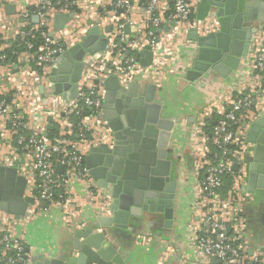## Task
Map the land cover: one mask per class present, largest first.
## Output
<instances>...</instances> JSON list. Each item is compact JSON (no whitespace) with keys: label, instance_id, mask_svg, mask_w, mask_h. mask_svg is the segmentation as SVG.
I'll return each instance as SVG.
<instances>
[{"label":"crops","instance_id":"1","mask_svg":"<svg viewBox=\"0 0 264 264\" xmlns=\"http://www.w3.org/2000/svg\"><path fill=\"white\" fill-rule=\"evenodd\" d=\"M115 1L69 0L74 8V15L64 29L54 32L52 38L67 49L78 43L91 26L95 25L102 29L111 25V31L107 34L102 32L101 35L107 37L109 45L119 43L114 28L117 23H124L123 32L126 40L142 38L145 42L148 38L146 34L148 29L156 34L158 42L153 48L150 65L140 66L142 68L130 72H122L126 52L129 51L124 41L121 45L117 44L113 47L111 51L107 50L95 55L85 54L82 77L80 76L79 79L85 88L95 84L97 92L101 95L105 90V79L112 74L118 77L120 84L129 85L135 82L142 93L145 92L147 85H155V100L161 104L163 116L173 122L167 149L168 158L172 161L171 176L176 181V188L170 223H166L167 219L163 213L142 212L138 220H128L126 228H117L107 234L106 240L120 254L125 264H204L190 242L192 224L196 219L192 209L194 187L203 173V170L196 168L194 163V151L197 145L194 134L195 123L203 119L207 126L208 121H215L216 114L212 112L208 102L220 88L239 82L242 73L248 71V63L255 51L259 46L264 47V7L252 9L242 21V25L255 26L257 30L252 34L248 54L239 68L226 77L209 70L192 81L185 75L186 68L191 66L195 46V43L188 39V32L193 28L198 34L212 30V27L217 25L212 14L209 13L204 19H198L197 8L196 10L193 8L188 25L181 23L172 26V23L167 21L172 12V0H159L151 12L145 7L149 0H131L132 8L128 15L123 10H114ZM37 5L38 0H0V54L5 55V60L0 59V97L13 108L19 109L28 121L30 130L42 134L48 143L59 133H68L71 138L78 140L84 157L94 138L91 139L89 131L85 130L90 141H82L78 134L79 123L93 125L96 142L101 140L99 136L105 131L106 124L85 111L81 116L70 113L65 120H62L61 111L56 112V115H61V119L46 113L44 109L49 105L42 99L46 93L45 82H52L53 88L55 83L50 80V71L37 65V52L33 53L27 49L14 51V44L17 41L15 30L28 26V22L33 26L37 24L38 21L35 22L33 18ZM24 10L28 11V19L21 15ZM127 17L129 21H126ZM154 18L159 20L158 24L154 25L152 20ZM125 24L129 25L128 32H125ZM185 25H190V28H186ZM85 58H90L93 62L90 68L85 65ZM9 59L12 61L11 64L7 63ZM54 67H57V64ZM66 67L67 65L64 68ZM254 80L255 85H258L259 79L254 77ZM113 83L116 81L113 80ZM62 84H69V81H63ZM62 92L67 97L68 88L63 89ZM257 92L258 100L253 103V111H256V114L264 111V86L263 89L257 88ZM35 99L40 100V103H33ZM50 105L59 108L58 102L53 101ZM256 114L252 112L250 120ZM49 117L50 121H48ZM50 125L52 129L48 130ZM7 126L3 133L4 137H8ZM241 127L239 130L244 134L246 126H243V122ZM1 142L0 139V144ZM3 149L6 150L7 147L4 146ZM209 154L210 152L207 155ZM57 171L61 172L62 167L58 166ZM36 186V174L33 173L28 176L25 194L35 195L36 191L33 188ZM95 189L94 196H85V186L75 183L74 192L78 197L74 203L73 214L68 216L60 207L49 204L47 209L38 207L36 212H31L20 219L16 231L21 234L31 259L37 255L60 258L70 253L74 233L88 225L96 224L97 216L108 215L103 210L106 204L103 200V191L98 187ZM226 190H221L222 194ZM247 197L248 193H245L241 210L246 224L244 241L251 252L264 251V203ZM93 232L98 230L94 229Z\"/></svg>","mask_w":264,"mask_h":264},{"label":"built area","instance_id":"2","mask_svg":"<svg viewBox=\"0 0 264 264\" xmlns=\"http://www.w3.org/2000/svg\"><path fill=\"white\" fill-rule=\"evenodd\" d=\"M172 1V12L167 18L172 26L181 23L188 25L193 8L196 10L201 2V0ZM158 2L159 0H149L145 6L147 11L154 10ZM113 8L114 10L122 9L128 15L132 2L116 0ZM73 9L69 0H38L35 12L38 18L37 24L33 26L28 22V26L15 30L17 39L24 42L28 51H32V43L25 38L39 27L46 28L40 32L43 42L38 47L36 58L37 65H41L48 71L55 66L56 57L66 50V47L62 45L52 46L55 40L48 35L52 29V18L56 13L70 12ZM21 15L28 19L27 10H24ZM152 20L154 25L159 22L156 18ZM126 21H129V17ZM185 27L190 28V25ZM114 28L119 43L109 45L107 42L103 51H111L117 44L121 45L125 41L124 45L129 50V54L125 58L121 71L130 72L142 68L138 63V53L146 44H150L152 49L156 46L158 42L155 41L158 40L156 34L148 29L146 32L148 38L145 42L142 38L126 40L123 32L124 23H117ZM0 59L5 60V55L0 54ZM84 63L89 68L93 64L90 58H85ZM248 65L249 72L242 73L239 82L220 88L208 102L212 112L218 115L210 132L205 130L203 119L195 123L194 134L197 145L194 151V163L196 168L203 170V173L194 187L192 209L196 219L192 224L190 242L196 255L204 264H264V251L252 250L250 253L249 246L244 241L246 224L241 210L245 192L241 190V187L245 184L244 157L248 145L244 139L246 132L243 134L239 130L242 128V122L248 123L252 120H250L252 112L256 114V111H253V103L259 97L257 88L263 89L264 86V47L259 46ZM254 77L259 79L258 85H255ZM96 87L93 84L85 88L79 79L76 95L70 98L68 93L67 97L55 94L53 83L45 82L46 93L42 99L49 106L44 111L60 119L61 115H56V112L61 111L64 117L62 120H65L70 113L81 116L85 111L106 124L100 101L102 95L97 92ZM53 101L58 102V109L50 105ZM32 102L39 104L40 100L35 99ZM5 126L8 127V137L3 136ZM85 130L89 131L91 139H96L93 125L79 123L78 134L82 141H90ZM0 135L2 141L0 164L15 165L18 172L27 179L29 175L36 174L38 189L34 195L35 203L29 207V214L36 212L34 209L37 210L38 207L47 209L49 204L60 207L66 216L73 214L74 203L78 197L74 192L75 183L85 186V196L96 194L94 189L97 186L84 166L79 142L71 138L68 133H59L48 143L42 134L30 130L28 121L19 109L13 108L5 99H1ZM94 140L91 143H96ZM2 145L7 149L2 150L4 147ZM208 152H210L209 155H207ZM233 165L237 166L236 170L233 169ZM58 166L62 167L61 172L57 171ZM225 175H229L231 181L229 188L222 194L221 187L224 184ZM103 200L107 202L105 195ZM21 218L15 219L0 209V264H30V257L26 252L22 236L16 231V225Z\"/></svg>","mask_w":264,"mask_h":264},{"label":"water","instance_id":"3","mask_svg":"<svg viewBox=\"0 0 264 264\" xmlns=\"http://www.w3.org/2000/svg\"><path fill=\"white\" fill-rule=\"evenodd\" d=\"M260 7H264V0H201L196 17L204 19L211 13L217 25L202 34L194 28L188 32V39L195 46L191 66L185 71L186 78L194 81L209 70L224 77L236 71L247 56L252 34L257 30L255 26L242 25V21L252 9ZM73 14V11L54 14L48 35L52 37L54 32L64 29ZM33 18L38 21L36 15ZM111 29V25L102 29L91 26L78 43L56 57L57 67L50 70L55 94L65 97L62 91L68 88V96L74 98L84 55L103 51L108 39L101 34ZM128 30L129 25L125 24V32ZM138 56L140 66L150 65L152 46L146 44ZM7 63L12 61L9 59ZM60 71L62 74H58ZM113 80L116 83L112 84ZM63 81L69 84H62ZM104 84L100 101L105 131L99 142L89 144L83 162L95 185L107 198L104 210L108 215L101 214L96 224L77 230L70 253L60 258L37 255L30 258V264H125L106 240L107 234L126 228L128 220H138L142 212L163 213L166 223H170L176 181L171 176L172 161L168 158L167 144L173 122L163 116L161 104L155 100L154 84L147 85L142 93L138 84H120L114 74L108 76ZM243 126H246L244 139L248 150L244 157L245 184L241 190L248 193V199L264 203V111L248 123L243 122ZM233 167L237 169L236 165ZM27 183L28 179L15 165L0 164V209L15 219L28 216L29 207L35 203L34 195L25 194ZM37 189V186L33 188ZM94 229L98 232H93ZM26 252L29 253L27 248Z\"/></svg>","mask_w":264,"mask_h":264},{"label":"trees","instance_id":"4","mask_svg":"<svg viewBox=\"0 0 264 264\" xmlns=\"http://www.w3.org/2000/svg\"><path fill=\"white\" fill-rule=\"evenodd\" d=\"M43 30H46L45 27H39L37 30H35L34 32L31 33V35L27 36L25 39L29 42L32 43L33 47H32V52L33 53H36L38 52V47L41 45V43L43 42V38L40 36V32L43 31ZM57 45H62L64 46L63 44H60V43H53V47L57 46ZM14 51L15 52H18V51H23V50H26V45L24 44L23 41H20L17 39L16 43L14 44ZM15 57V56H14ZM3 99L2 97H0V100ZM216 117V118H215ZM214 117L215 121L216 119L218 118V115H216ZM214 120H210L207 122V126H205V130L209 133L212 126L214 125L215 121L213 122ZM230 181H231V178L229 175H225L224 177V184L223 186L221 187V190H226L228 189V186L230 184Z\"/></svg>","mask_w":264,"mask_h":264},{"label":"rangeland","instance_id":"5","mask_svg":"<svg viewBox=\"0 0 264 264\" xmlns=\"http://www.w3.org/2000/svg\"><path fill=\"white\" fill-rule=\"evenodd\" d=\"M80 41V40H79Z\"/></svg>","mask_w":264,"mask_h":264}]
</instances>
